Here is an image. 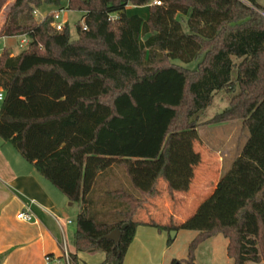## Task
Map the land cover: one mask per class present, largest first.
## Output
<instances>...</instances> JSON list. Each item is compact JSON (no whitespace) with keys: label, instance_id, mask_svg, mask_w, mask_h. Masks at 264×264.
<instances>
[{"label":"trees","instance_id":"obj_1","mask_svg":"<svg viewBox=\"0 0 264 264\" xmlns=\"http://www.w3.org/2000/svg\"><path fill=\"white\" fill-rule=\"evenodd\" d=\"M159 1L68 0L67 9L82 12L71 39L66 25L52 27V14L33 21L35 9L60 0H14L0 36L29 42L16 55L0 51V138L79 205L76 252L99 250L103 264H123L145 224L195 231L187 264L215 235L227 240L233 264H264V4ZM146 4V19L125 12ZM198 58L194 69L174 62ZM222 90L228 105L199 122ZM235 118L246 140L196 210L178 223L137 220L160 181L170 198L189 189L201 161L196 127ZM123 224L114 246L106 235Z\"/></svg>","mask_w":264,"mask_h":264},{"label":"crops","instance_id":"obj_2","mask_svg":"<svg viewBox=\"0 0 264 264\" xmlns=\"http://www.w3.org/2000/svg\"><path fill=\"white\" fill-rule=\"evenodd\" d=\"M9 5L7 4L8 8L6 6L0 10V14H3L0 28L9 12ZM50 6L41 5L38 9L42 8L46 12V8ZM148 7V4L127 5L125 12L129 11L131 13L128 15H138L146 19L149 14ZM22 36H0L2 42L0 51L2 48H9L12 55L18 54L20 51H14L8 39L20 38L19 45ZM197 128L198 126L196 132L199 138ZM196 141L193 143V149L198 153ZM196 171L195 169L189 189L183 193H174L175 198L173 199L178 201L179 198L180 201L179 203L176 201L177 204L173 203L176 206L179 205V209H185L184 211L189 209L195 197V192H192L205 189L204 183L196 179ZM205 180L203 179L204 182ZM158 189V195L150 199L144 208L138 211L145 216L143 219H138L139 221L154 220L157 222V219L153 217L158 218L157 215L164 211V208L168 209L172 205L171 198L170 201L167 199L164 182H159ZM203 199L202 195L193 210L191 209L192 213ZM77 205V203L70 202L54 185L42 177L33 164L23 159L11 143L0 138V264H67L61 251L63 238L69 254L73 256V259L70 257V264H103L105 255L99 250L78 252L74 250L75 227L72 226L69 218L71 216L75 219V214L79 212V205ZM72 207H75V210H72ZM26 209L32 213L33 221L26 222L16 217L19 211ZM168 212L172 220L177 223L184 221L192 214L190 212L185 218V215L181 217L172 214L169 209ZM177 232L178 230L176 234ZM217 237L218 235L212 236L200 245L210 240V246H214L216 241L219 242L215 240L219 239ZM164 239V232L156 227L139 224L125 252L123 264H165L164 260L160 261V256L165 250ZM68 240L71 246H68ZM226 245L227 240L224 238L223 248Z\"/></svg>","mask_w":264,"mask_h":264},{"label":"rangeland","instance_id":"obj_3","mask_svg":"<svg viewBox=\"0 0 264 264\" xmlns=\"http://www.w3.org/2000/svg\"><path fill=\"white\" fill-rule=\"evenodd\" d=\"M14 0H7L6 3L0 8V10L4 7L9 5V9L12 5ZM11 2V3H10ZM259 4H264V0H257ZM68 0H60L58 6L51 5L50 7L46 8V12L44 9H35L33 13V21L35 23L40 22L43 19V16L47 15L44 13L52 14L50 12H58L59 13V21H61L64 25H66L69 35L71 39L76 38V24L81 22V12L75 10L67 9ZM46 5V4H43ZM8 8V6H7ZM127 14L131 13L129 11L126 12ZM8 14V13H7ZM3 14H0V23L2 21ZM27 37V36H26ZM22 38V37H21ZM28 38V37H27ZM20 38L11 37L8 39V43L11 45L14 51H21L25 48V45L20 47L18 45ZM29 42V39H28ZM2 42L0 41V47ZM200 58L196 60H192L188 63H182L178 60H174L176 64L182 65L189 69H194L198 63ZM230 94L226 93L225 91H218L213 95L212 102L209 106H207L203 111L198 113V121L205 122L206 120L210 119L217 113L221 112L227 105L230 99ZM199 138L196 141V149L200 154L201 161L196 166V179H200L201 182L204 183V190H194L192 193L195 194L194 199L190 204V207L187 211L185 209H179V205L176 206L177 199L173 195L171 197V206L168 207L169 211L172 214H176L178 216L189 215L190 212L192 213L193 208L195 207L196 203L199 201L200 197L203 195L205 198L207 195L211 193L213 188L215 187L218 179L220 176L230 167L234 158L239 154L242 145L244 144L246 137L248 135L247 130L242 125V120L239 118L231 119L228 121H224L222 123H213V124H199L197 128ZM119 171L124 172L122 169H118ZM120 175V174H119ZM206 178V180H205ZM203 179L206 181L204 182ZM213 186V187H212ZM197 192V193H196ZM200 192V193H199ZM183 193V192H182ZM98 196V194H96ZM161 197V196H160ZM169 200L170 197L167 196ZM185 201V199H181ZM170 201V200H169ZM178 198V203H179ZM175 202V203H173ZM170 203V202H169ZM181 203V202H180ZM78 206V205H77ZM183 207V206H182ZM167 208H164V211L160 212L156 218V221L160 224L168 223L173 221L170 217ZM192 209V210H191ZM72 210H75V207H72ZM78 214V213H77ZM75 219L70 216V220L72 221V226L75 227L76 225V215ZM143 213L139 212L136 215V219H143L145 218ZM144 216V217H143ZM184 218V217H183ZM175 221V220H174ZM165 239H164V247L165 250L163 251L162 255L160 256V261L164 260L165 264H170L172 260H177L178 264H187V253H188V244L189 242L195 237L196 232L191 230H184L179 229L177 234L173 235V230L164 231ZM170 241L168 242V239ZM219 240L216 241L214 246H210V240L203 243L202 245H198L194 252V264H233V260L228 257L226 253V247L223 248L224 237L222 235H218ZM68 246H71L68 240ZM125 257V255H124ZM125 258H123L124 261ZM247 264H258L256 262H247Z\"/></svg>","mask_w":264,"mask_h":264},{"label":"built area","instance_id":"obj_4","mask_svg":"<svg viewBox=\"0 0 264 264\" xmlns=\"http://www.w3.org/2000/svg\"><path fill=\"white\" fill-rule=\"evenodd\" d=\"M152 3L153 4H156V5H159L160 4V1L159 0H152ZM63 23L61 21H59V13L58 12H53V22H52V27L56 30V31H60L62 28H63ZM83 29H86V26H83ZM28 43V38L23 35L21 40H20V43H19V46L22 47L23 45H27ZM3 98H4V93L3 91L0 89V106L2 104V101H3ZM16 217L19 219V220H22V221H26V222H30V221H33V215L32 213L29 211V210H21L17 213ZM70 222V221H68ZM61 251H62V255L63 257L65 258V261L67 264H70V254L68 252V248H67V244H66V241L64 240V238L62 239V242H61ZM48 259V257H47Z\"/></svg>","mask_w":264,"mask_h":264},{"label":"water","instance_id":"obj_5","mask_svg":"<svg viewBox=\"0 0 264 264\" xmlns=\"http://www.w3.org/2000/svg\"><path fill=\"white\" fill-rule=\"evenodd\" d=\"M127 224H123L121 226L120 229L118 228H115L114 230H112L109 234L106 235V238L110 239L113 241L114 243V246H117L118 243H119V239H120V236H121V230L124 229L126 227ZM176 233L175 230H173V235Z\"/></svg>","mask_w":264,"mask_h":264}]
</instances>
